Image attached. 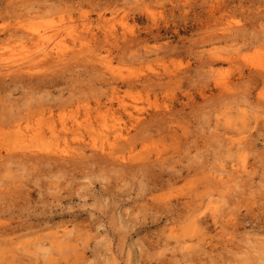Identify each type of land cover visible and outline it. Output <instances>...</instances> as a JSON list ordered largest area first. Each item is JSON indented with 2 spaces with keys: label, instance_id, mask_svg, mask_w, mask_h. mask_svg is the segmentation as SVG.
Wrapping results in <instances>:
<instances>
[{
  "label": "rangeland",
  "instance_id": "obj_1",
  "mask_svg": "<svg viewBox=\"0 0 264 264\" xmlns=\"http://www.w3.org/2000/svg\"><path fill=\"white\" fill-rule=\"evenodd\" d=\"M30 29L61 54L0 73V264H264V0H0L1 52ZM39 116L68 154L14 146Z\"/></svg>",
  "mask_w": 264,
  "mask_h": 264
},
{
  "label": "bare ground",
  "instance_id": "obj_2",
  "mask_svg": "<svg viewBox=\"0 0 264 264\" xmlns=\"http://www.w3.org/2000/svg\"><path fill=\"white\" fill-rule=\"evenodd\" d=\"M48 26V25H46ZM47 30H44L43 32L39 31L38 29H30V47L32 54L29 55L27 58H24L23 60H14L17 56L20 55L21 57V52L23 50H20L16 54L13 53H3L1 52L4 50V48H0V73L5 74V76L10 77L8 74L14 72H23V71H32L37 69L41 65V63H44L47 61L48 58H53V60L59 59L61 50L57 45H53L51 41L55 39V36L57 35L56 32L47 34ZM59 43V41H58ZM29 47V48H30ZM25 48V46L23 47ZM28 49V48H27ZM29 50V49H28ZM29 52V51H28ZM19 58V57H18ZM49 62V60H48ZM45 64H43L44 66ZM16 74V73H15ZM19 77V76H18ZM15 79V78H14ZM50 113V111H49ZM42 117L39 116L34 121H31V119L26 121L25 125L21 124L19 121L17 124H15L11 129H10V134L13 136V143L14 146L19 147L21 149H39V151L43 152H55V153H61L63 155L68 154V146L67 144H63V149L60 147V143H57V138H55L53 135L54 133L51 131L53 128L51 127L52 125H47V130H49V137H46V133L43 129V123ZM86 122H89L86 121ZM62 124V123H61ZM77 124V123H76ZM77 127H87L89 125L87 124H77ZM90 128H93V126L90 124ZM94 130V129H93ZM80 132V130H79ZM7 135V134H6ZM76 135H78L76 133ZM9 136V135H7ZM81 137V135H80ZM118 137H123L122 134H119ZM48 138H52L53 142L55 141L54 145H51L52 142L49 141L46 143ZM61 138V136H60ZM92 147L97 148V144L94 141H91ZM57 143V144H56ZM100 151H105L103 150V143L99 144ZM15 148V147H14ZM112 147H110L108 150H111ZM108 155H110L108 153ZM244 168V167H243Z\"/></svg>",
  "mask_w": 264,
  "mask_h": 264
}]
</instances>
